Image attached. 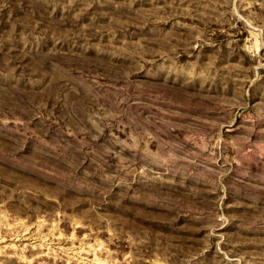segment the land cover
<instances>
[{
    "label": "rangeland",
    "instance_id": "obj_1",
    "mask_svg": "<svg viewBox=\"0 0 264 264\" xmlns=\"http://www.w3.org/2000/svg\"><path fill=\"white\" fill-rule=\"evenodd\" d=\"M0 264H264V0H0Z\"/></svg>",
    "mask_w": 264,
    "mask_h": 264
}]
</instances>
